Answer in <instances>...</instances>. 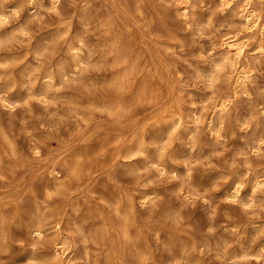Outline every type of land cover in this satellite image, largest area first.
I'll return each instance as SVG.
<instances>
[{
	"label": "clouds",
	"instance_id": "1",
	"mask_svg": "<svg viewBox=\"0 0 264 264\" xmlns=\"http://www.w3.org/2000/svg\"><path fill=\"white\" fill-rule=\"evenodd\" d=\"M0 264H264V0H0Z\"/></svg>",
	"mask_w": 264,
	"mask_h": 264
}]
</instances>
